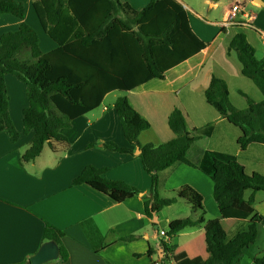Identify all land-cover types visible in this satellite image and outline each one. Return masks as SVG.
I'll return each instance as SVG.
<instances>
[{
  "label": "trees",
  "instance_id": "1",
  "mask_svg": "<svg viewBox=\"0 0 264 264\" xmlns=\"http://www.w3.org/2000/svg\"><path fill=\"white\" fill-rule=\"evenodd\" d=\"M31 2L42 32L57 46L51 52L42 51L38 32L26 21V7L15 0H0V16L12 15L21 22L17 30L0 38V133H6L14 144L20 139L10 116L6 85V76L13 75L25 84L29 103L23 110V128L25 135L33 136L22 157L25 163L34 162L46 146L53 149L54 143H67L63 130L71 128L75 119L98 109L110 92L129 91L154 79L164 80L168 71L207 47L194 35L186 10L176 0H152L142 10H135L121 0ZM232 52L242 66V75L264 97V60L256 58V51L245 34L238 33L232 39L228 53ZM241 94L247 101L245 110L233 106L227 83L212 77L204 96L221 119L241 130L237 144L244 153L252 144L264 145V100L256 103ZM114 110L133 149L115 144L104 148L130 155H136L139 150L136 156L151 177V188L144 196L146 216L153 219L163 209L185 201L198 219L170 222L167 236L173 239L185 229L204 226L207 259L203 264H240L245 251L263 235L254 205L256 194L264 193V176L247 174L237 156L200 150L197 158H192L196 143L211 137L215 123L189 130L183 111L175 108L168 118L175 138L157 146L141 145L139 137L150 129V123L125 97L117 99ZM92 147L95 145L86 148ZM181 165L197 169L212 180L213 198L221 219L241 224L233 237L220 219H206L204 199L190 186L175 191L171 198H160L163 173ZM106 172L88 166L73 185L142 195L125 182L107 179ZM65 236L64 231L45 224L42 245L55 242L59 246V263L68 260L63 245ZM161 247L162 264H168L171 246L164 242ZM21 264H30V259ZM254 264H264V258H254Z\"/></svg>",
  "mask_w": 264,
  "mask_h": 264
},
{
  "label": "crops",
  "instance_id": "2",
  "mask_svg": "<svg viewBox=\"0 0 264 264\" xmlns=\"http://www.w3.org/2000/svg\"><path fill=\"white\" fill-rule=\"evenodd\" d=\"M15 1L26 7V21L38 32L42 51L55 50L56 44L40 28L31 0ZM121 1L135 10H142L152 0ZM176 1L183 5L194 35L206 44V49L168 71L164 80L154 79L129 91L115 89L110 92L98 109L75 119L71 128L63 130L67 143H54L53 149L46 146L34 162L22 161L33 136L25 135L23 128V110L29 105L26 86L13 75L6 76L10 116L13 118V112L17 113L16 129L20 139L14 144L6 133H0V264H21L35 255L42 246L46 223L65 232L63 245L68 252L66 263L47 264H162L161 246L165 240L160 232L166 230L160 226L161 218L166 224L180 219H198L197 214L192 218L193 211L185 201L163 209L156 215L157 223L146 216L144 196L151 188V177L136 155L104 148V145L115 144L133 149L124 137L114 110L119 98H127L150 123V129L139 137L141 145L157 146L173 140L175 135L168 126V118L175 108H179L186 116L189 130L215 123L211 137L196 143L191 153L193 159L200 150L225 153L239 157L247 174L264 175V145L252 144L241 153L237 144L241 130L221 119L204 96L212 77H216L227 83L230 101L239 110L247 108L241 93L256 103L264 100L254 83L242 75L236 54L228 53L232 39L243 33L254 47L256 58L264 60V8L255 0ZM236 4L244 7L253 28L221 26L226 12ZM215 14H218L217 18ZM243 21L249 20L244 18ZM20 24L12 15H1L0 38L6 32L17 30ZM110 97H113L111 103L107 104ZM91 144L95 147L87 149ZM88 166L107 170V179L125 182L142 195L98 190L90 185L74 186L73 181ZM162 183L161 199L171 198L175 191L190 186L202 195L206 211L216 213L215 218L223 225L235 221L221 219L212 202L214 183L201 171L181 165L164 172ZM183 204L190 209L186 210L188 215L184 210L180 212L179 207ZM254 208L256 221L262 224L264 234L263 194H256ZM235 222L239 227L233 233L241 226ZM181 237L186 239L183 248L190 257L179 256L180 246L174 244L173 249V239ZM175 238L169 243L172 253L168 256V264H176L178 256L182 264H196V259L201 256V264L204 263L207 259L204 226L185 229ZM256 257L252 256L251 264Z\"/></svg>",
  "mask_w": 264,
  "mask_h": 264
},
{
  "label": "rangeland",
  "instance_id": "3",
  "mask_svg": "<svg viewBox=\"0 0 264 264\" xmlns=\"http://www.w3.org/2000/svg\"><path fill=\"white\" fill-rule=\"evenodd\" d=\"M214 17L215 18H217L218 17V14H215L214 15ZM214 18V19H215ZM208 19L210 20V17H208ZM44 37H42V39H43ZM15 77V76H14ZM11 92V91H10ZM10 94V93H9ZM10 96H11V98H12V92H11V94H10ZM112 98L113 97H110L109 99H108V101H107V104H109V103H111V100H112ZM13 122H14V126L15 127H17V113L16 112H13ZM244 161H246V160H244ZM257 174H259V173H257ZM251 175V174H250ZM260 175H262V174H260ZM264 176V175H263ZM250 194V193H249ZM261 194H263L264 195V193H261ZM213 206H216V211L218 210L217 208H218V206H217V204H216V202H215V200L213 199ZM214 204H216V205H214ZM180 208V212H182L183 210L186 212V215H188V213H187V211L186 210H190L189 209V207L185 204H183V205H181V207H179ZM208 209H210L209 208V206H208ZM204 210H205V213H206V219L207 220H213V219H216L215 217L216 216H214V215H216V213L215 214H213V212H211V210H207L206 211V209L204 208ZM193 214H192V218H195V217H197L196 216V214L194 213V212H192ZM180 220H183V219H180ZM232 223H225L223 226H224V229H226L227 230V232L228 233H230V237H233L236 233H233L234 231H235V228L238 226L239 227V225H235V224H238V223H236L235 221H231ZM160 226H161V228L163 229H165L166 231L168 230V224H166L165 223V219H162L161 218V220H160ZM185 243H186V239L185 238H183V237H181V238H175V239H173V242H172V244H173V249H174V244L175 245H177V246H180V252H179V256L180 257H182V256H189L190 257V255L189 254H187L186 253V251L184 250V248H183V245H185ZM196 250H197V252L199 253V250H200V248L198 247V241L196 240ZM179 256H178V260L176 259L175 261L178 263V264H182L181 263V258H179ZM203 256H204V253H203ZM252 256H257V257H261V258H264V234L262 235V237L256 242V244L255 245H252L248 250H246L245 251V253H244V255H243V257H242V259H241V263L240 264H251V262H252ZM202 256H201V258L200 257H198L197 259H196V264H201L202 262ZM176 263V264H177Z\"/></svg>",
  "mask_w": 264,
  "mask_h": 264
},
{
  "label": "built area",
  "instance_id": "4",
  "mask_svg": "<svg viewBox=\"0 0 264 264\" xmlns=\"http://www.w3.org/2000/svg\"><path fill=\"white\" fill-rule=\"evenodd\" d=\"M244 18H247L249 21H243ZM223 28H253L252 27V20L246 14L244 7L240 4L233 5L225 14L224 20L221 23ZM160 236L164 238L165 243H170V238L167 236L166 231H161Z\"/></svg>",
  "mask_w": 264,
  "mask_h": 264
},
{
  "label": "water",
  "instance_id": "5",
  "mask_svg": "<svg viewBox=\"0 0 264 264\" xmlns=\"http://www.w3.org/2000/svg\"><path fill=\"white\" fill-rule=\"evenodd\" d=\"M255 2L264 8L263 0H255ZM136 155H139V150H136ZM154 223H157L158 219L154 215ZM60 249L55 242H47L41 246L38 252L30 258V264H47L57 261L59 258Z\"/></svg>",
  "mask_w": 264,
  "mask_h": 264
}]
</instances>
